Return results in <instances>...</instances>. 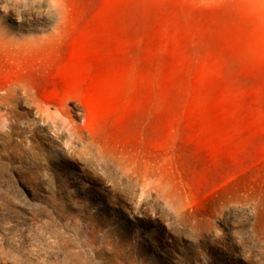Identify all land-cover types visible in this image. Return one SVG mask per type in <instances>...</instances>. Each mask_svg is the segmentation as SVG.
Masks as SVG:
<instances>
[{"label":"rangeland","instance_id":"1","mask_svg":"<svg viewBox=\"0 0 264 264\" xmlns=\"http://www.w3.org/2000/svg\"><path fill=\"white\" fill-rule=\"evenodd\" d=\"M0 264H264V0H0Z\"/></svg>","mask_w":264,"mask_h":264}]
</instances>
